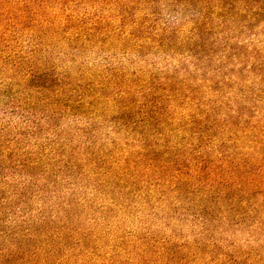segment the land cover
<instances>
[{
	"label": "trees",
	"instance_id": "1",
	"mask_svg": "<svg viewBox=\"0 0 264 264\" xmlns=\"http://www.w3.org/2000/svg\"><path fill=\"white\" fill-rule=\"evenodd\" d=\"M161 1L0 0V264H264V0Z\"/></svg>",
	"mask_w": 264,
	"mask_h": 264
},
{
	"label": "rangeland",
	"instance_id": "2",
	"mask_svg": "<svg viewBox=\"0 0 264 264\" xmlns=\"http://www.w3.org/2000/svg\"><path fill=\"white\" fill-rule=\"evenodd\" d=\"M112 3L113 1H109L107 3H104V5L100 4L101 6L99 7H103L105 9V12H107L109 9L113 8ZM72 6L74 8H78L76 7L75 4H72ZM83 7L84 8L87 7L89 11L90 9L94 8V5L91 1H86L83 3ZM158 10L162 18L161 19L162 22L181 21V20L186 19V16L188 15V14L186 15V13L184 12L174 11L173 6L169 5V3H167L164 0L160 2ZM257 37L260 41H264V33H261ZM19 40L22 43H19L20 47H18L19 46L18 45L17 47H15V49H17L20 53L27 55L28 53L34 50L35 41L30 40V38L27 37V35L21 37ZM110 54L112 55V53ZM107 56L109 55H107L106 53L100 54L97 52H91L87 54V60L89 64L98 63L99 65H103V63L105 62V58ZM114 56H115L114 58H116L115 59L116 61L123 58L121 57L122 56L121 54H115ZM55 57L57 58L58 60L57 62L60 66L67 65V66L74 67V63L71 60L72 59L71 55L63 54L61 56L56 55ZM178 62H179V57H171L170 54H168L166 51H157L156 49H154L147 57V60L143 62V64L145 66H148V65H151V63H155L159 67H164V66H167L168 64H170V66H174V64ZM3 90L4 88L2 87L0 83V93H2ZM12 106L14 105L9 104L7 102V98H5L2 94H0V126L2 124H7L11 126V128H14V127H18L19 125L25 122V116L23 115L22 110L20 111L14 110ZM186 229H189V228H186Z\"/></svg>",
	"mask_w": 264,
	"mask_h": 264
}]
</instances>
